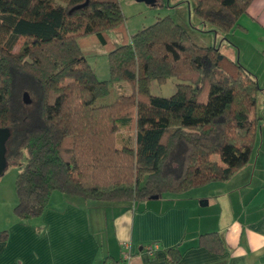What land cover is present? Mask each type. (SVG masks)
Returning <instances> with one entry per match:
<instances>
[{"label":"trees","instance_id":"1","mask_svg":"<svg viewBox=\"0 0 264 264\" xmlns=\"http://www.w3.org/2000/svg\"><path fill=\"white\" fill-rule=\"evenodd\" d=\"M252 1L192 0L191 10L224 34L243 29ZM124 21L120 0H0V126L11 129L7 165L24 156L19 219L42 214L53 191L148 200L228 180L248 162L259 123L253 73L215 45L195 44L168 14L130 35ZM92 50L107 54L108 79L87 60ZM169 78L173 93L150 94V82ZM131 122L134 137L119 145ZM196 239L206 251L225 249L216 232ZM164 253L174 263L183 252L176 244ZM108 261L118 264L112 256L97 264Z\"/></svg>","mask_w":264,"mask_h":264},{"label":"crops","instance_id":"2","mask_svg":"<svg viewBox=\"0 0 264 264\" xmlns=\"http://www.w3.org/2000/svg\"><path fill=\"white\" fill-rule=\"evenodd\" d=\"M245 12L242 33L251 28L264 60V0H253ZM228 36L212 45L225 42L234 57L237 44ZM258 71L264 86V63ZM261 116L247 163L228 180L181 193L103 202L53 191L42 214L21 220L12 212L15 190L0 188V264H97L108 256L118 264H264V103ZM209 232L222 238L221 254L195 247L197 236ZM176 244L183 253L170 263L164 250Z\"/></svg>","mask_w":264,"mask_h":264},{"label":"rangeland","instance_id":"3","mask_svg":"<svg viewBox=\"0 0 264 264\" xmlns=\"http://www.w3.org/2000/svg\"><path fill=\"white\" fill-rule=\"evenodd\" d=\"M157 3L161 5H156L155 7H149L143 1L136 0H120V6H122V10L124 13L125 21L124 27L127 33L130 35L137 30H140L142 26H147L151 24L157 17H162L165 14L171 16L173 21L181 25L187 32L190 33V38H192L193 42L199 46H212V44H216L218 46L220 42H222L221 36L222 32H218L216 34V38L213 36V32L209 31L211 29L208 24L201 22L200 18L193 14L191 8L193 6L192 0H156ZM156 3V4H157ZM242 19V18H241ZM238 23L242 25V20L238 19ZM242 29L237 27L232 31L228 32L230 34L231 40L237 44L241 49L239 60L237 58L238 49L234 50V57L230 54L231 48L228 45V48L225 47V42L222 43L220 52L227 54V58L230 60H234L242 67H249L253 71V75L257 79L259 91H257V116L259 118L258 128L261 125L262 119V108L264 103V86L262 83H259V71L258 69L263 65L264 60L260 58L262 54V50L259 49L254 44V34H252L251 28H249V32L247 35L242 33ZM225 41V40H224ZM247 49V50H246ZM260 51V52H259ZM258 53V54H257ZM87 60L90 62L92 67H94L95 74L97 78L108 79L109 76V66L107 60V54L105 52H98L96 50L89 51L87 54ZM231 56V57H229ZM259 56V57H258ZM233 58V59H232ZM245 68V69H246ZM247 70V69H246ZM249 71V70H247ZM176 80L173 78L167 79V81L158 85L156 82H150L149 84V92L152 95L167 97L175 90ZM120 89L122 92H130L129 84L125 82H121ZM30 100L31 97L29 96ZM262 126V125H261ZM258 130V129H257ZM135 124L133 122L130 123V126L122 127L120 132L118 133V144L121 145L122 138L128 136L130 141L134 137ZM259 133V130H258ZM127 138V137H126ZM214 159L219 160L218 156H213ZM24 161V156L17 163H10L5 169L4 173L0 175V188L3 193H8L14 191V181L16 179V174L19 171L21 164Z\"/></svg>","mask_w":264,"mask_h":264},{"label":"water","instance_id":"4","mask_svg":"<svg viewBox=\"0 0 264 264\" xmlns=\"http://www.w3.org/2000/svg\"><path fill=\"white\" fill-rule=\"evenodd\" d=\"M87 1V0H86ZM138 2L143 1L146 4H151L153 3L154 0H136ZM86 4V2L82 3V4H78L76 5L81 6ZM22 99L24 103H29L30 102V98H29V93H27L26 91L22 92ZM11 135V129H9V127H5V126H0V175H2L5 171V169L7 168V159H6V150H7V140L9 139ZM157 197H152V199H155Z\"/></svg>","mask_w":264,"mask_h":264},{"label":"built area","instance_id":"5","mask_svg":"<svg viewBox=\"0 0 264 264\" xmlns=\"http://www.w3.org/2000/svg\"><path fill=\"white\" fill-rule=\"evenodd\" d=\"M151 247H152V246H147V247H146V250H147L148 252H150ZM106 264H111V263L108 261Z\"/></svg>","mask_w":264,"mask_h":264}]
</instances>
